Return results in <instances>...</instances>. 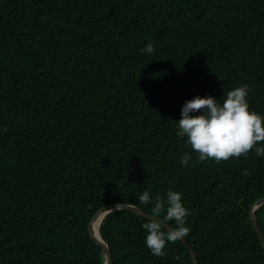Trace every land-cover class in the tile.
Segmentation results:
<instances>
[{"label":"trees","instance_id":"obj_1","mask_svg":"<svg viewBox=\"0 0 264 264\" xmlns=\"http://www.w3.org/2000/svg\"><path fill=\"white\" fill-rule=\"evenodd\" d=\"M241 85L264 115V0H0V264H103L91 217L145 190L182 193L187 245L114 210L112 264H264V157L200 161L175 122Z\"/></svg>","mask_w":264,"mask_h":264},{"label":"clouds","instance_id":"obj_2","mask_svg":"<svg viewBox=\"0 0 264 264\" xmlns=\"http://www.w3.org/2000/svg\"><path fill=\"white\" fill-rule=\"evenodd\" d=\"M153 52L152 42L141 49L142 54ZM248 94V87L241 85L228 91L222 99L195 96L183 103L180 118L175 122L200 161L212 159L219 163L230 158H247L250 151L257 157H264V144L261 143L264 142V115L250 110ZM6 131V127H0V132ZM190 159L189 152H184L181 166H190ZM243 174L247 175V172ZM136 198L141 205H151L148 222L141 227L146 232L145 246L152 255H165L167 244L189 235L190 229L185 224L190 212L184 207L182 193L169 190L165 198L157 196L153 203L151 191L145 190ZM122 207L124 202L118 203L115 210Z\"/></svg>","mask_w":264,"mask_h":264},{"label":"water","instance_id":"obj_3","mask_svg":"<svg viewBox=\"0 0 264 264\" xmlns=\"http://www.w3.org/2000/svg\"><path fill=\"white\" fill-rule=\"evenodd\" d=\"M264 203V195L260 198H258L257 200H255L253 202V204L250 206L249 208V217L251 219V222H252V226H253V229L255 230V232L257 233L263 247H264V235L262 233V231L260 230L258 224H257V221H256V216H255V211ZM118 203H114V204H111V205H107V206H104V207H101L100 209H98L94 215L91 217L90 221H89V225H88V228H89V234L90 236L93 238V240L96 242V244L102 249V252L104 254V261H103V264H112V257H111V252H110V249L107 245L106 242H104V240L101 238L99 232V236L96 235L95 231H94V228H93V225L94 223L100 219V222L102 221V219L110 212L114 211L115 210V206L117 205ZM119 210H127V211H130L134 214H137L143 218H146L148 219V217L150 216L149 213L143 211L140 207L134 205V204H131V203H124V207H122L121 209ZM100 222H99V225H100ZM166 228V226H165ZM181 242H183L185 245H187L186 243V240L185 238L184 239H181L180 240ZM190 256H191V260H192V264H198L197 263V257H196V254L190 250Z\"/></svg>","mask_w":264,"mask_h":264},{"label":"bare ground","instance_id":"obj_4","mask_svg":"<svg viewBox=\"0 0 264 264\" xmlns=\"http://www.w3.org/2000/svg\"><path fill=\"white\" fill-rule=\"evenodd\" d=\"M99 222H100V219H98L93 225L94 231H95L97 236H99V234H98V232H99Z\"/></svg>","mask_w":264,"mask_h":264}]
</instances>
